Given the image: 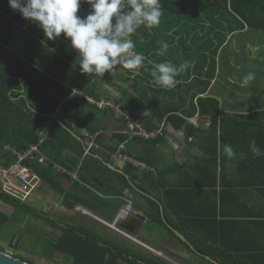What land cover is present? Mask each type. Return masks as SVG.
I'll return each mask as SVG.
<instances>
[{
	"label": "crops",
	"instance_id": "obj_1",
	"mask_svg": "<svg viewBox=\"0 0 264 264\" xmlns=\"http://www.w3.org/2000/svg\"><path fill=\"white\" fill-rule=\"evenodd\" d=\"M162 17L163 16H161L160 24L157 27L149 29L141 26L131 36V39L136 44L134 51L142 54L145 58L142 67L137 72L124 69L122 66L117 65L116 71L112 74L105 73L104 77H88L86 74H82L79 68H76L37 39L31 40V44L29 45L31 46L30 49L28 48L29 46H25L22 41L15 42L16 49L12 48L10 45H5V48L8 52H12L16 55L15 60L18 64H21V62L29 64L35 73L38 72L40 78L42 76H47L51 81L54 80L65 86L67 85L71 89L73 86L77 87L85 94L97 100H112L120 104L122 108L128 112L140 113L137 108L130 103V99L133 98L132 96L138 97L140 100L137 101V105L138 107L146 109L145 113H143L146 116L149 114V104L155 102L156 99H158L164 107H178L180 109L185 108L186 111H192V97L195 96V93H201L200 86L195 85L196 78L202 80L209 79V76L205 74L206 69L203 74L197 73L195 70V64L199 61V52H201V48L205 49L208 56L213 57L211 51L214 50L215 45L222 41L221 44L223 43L222 46L224 47L222 63H224L223 75L225 78L223 79L224 81H221V78L218 79V81H221L222 86L217 88L213 87L216 81L215 76L211 81L208 92H206L205 95H198L196 99L194 98L193 104L194 106L195 103L197 105V115L187 119L188 127L176 129L174 125L164 121L161 124L164 135L160 137V143L157 146L156 157L159 161L160 170L165 173L175 172L169 176L170 181L176 184L190 185V189L188 190L192 193L191 199L185 203L181 202L180 205L182 204L186 208L193 210L195 209V188L193 189L195 182V157L198 154L195 150V137L191 132L192 128L195 127H202V130L205 131L210 126V118L202 115L201 110L209 111L211 101H217L221 122L220 131L223 132L226 137H239L240 139L243 138L249 141L255 140L256 142L264 139V103L256 102L261 99L264 100V39H261V34H259V32L258 34H251L253 31L237 34L235 35L237 38H234L235 36L233 37L230 26L227 27V25L230 24L226 22L223 24L208 22L201 26L200 24H195L194 17L187 18V20H183L182 18L180 21L175 17V20L172 22H167V20H163ZM16 26L26 32L23 27L19 25ZM245 27L247 30V26ZM211 29L213 31H211ZM210 31L212 33L209 35ZM220 32H223V34ZM221 34L223 35L222 40L219 39ZM255 35L258 38L256 41ZM201 38L204 40L201 41ZM161 42H166L168 44V49L164 56L157 55V51L161 47ZM56 44L59 47L62 46L68 57L75 62L78 54L76 50L71 47L70 39H66L65 36L58 37ZM13 59L14 58L11 60ZM219 59L218 54L216 57L217 72L219 70ZM165 61H171L177 66L184 62L189 63V67L186 71L182 72L177 77L181 83L167 90L157 86L151 77L150 71L146 70L152 68L153 62L160 63ZM232 66H237L236 71L231 70ZM18 71L22 73L21 70L18 69ZM249 74L252 75V79L247 85L242 87L241 84L244 77ZM23 77L27 83L25 75H23ZM199 103H201L200 107ZM54 114L58 117L63 115L62 122L68 128L70 127L64 123L66 118L89 129L101 131L102 136L100 143L102 145V153H100V155L106 160V164L111 170L120 174L124 173V169L127 165L122 166L119 161L113 160L112 158V154L116 152L120 146L125 145V153L138 160L135 156L143 153L145 148L147 149V145L144 146L142 144L148 141L149 143H153V140H155L139 138L129 140L126 134L127 126L123 120L119 119L111 112L98 110L94 105L87 103L84 98L70 96L65 104L61 105ZM143 114L142 116L144 117ZM53 131L52 137L47 143L48 145L46 144L43 149L44 154L57 164H60L57 161L58 159L70 165L75 164L76 167L82 155H80L78 150L66 140H58L56 145L49 144L53 139ZM72 131L76 134L78 140L82 141L79 133L74 130ZM243 151L244 153L237 155L236 158L238 160H244L252 153L250 144L243 147ZM60 165L69 169L62 164ZM151 168L153 171L137 169L140 172H157L154 167ZM33 171L39 176L34 168ZM54 173L55 175L52 178L55 185L54 182L50 184L41 179L40 176L38 177L40 183L37 185L38 187L36 189L37 191L39 190V192L41 191L43 195L45 194L46 201L43 211L45 214H47V207L51 204L47 203V200H52V203H54L52 198L55 199L53 196H56L59 200H55V202H58L59 205L64 204L70 210L80 213V216L76 219V223L80 226L87 225L89 221H97L103 226H107L102 222L107 221L104 220L103 217H100L99 213H102V215L106 217L114 215L113 222H115L116 216L125 205V199L131 200V190L127 189L124 192L125 196H106L101 193L102 191L99 192L97 189L85 183L82 178V183H73L68 176L55 171ZM262 173H264V168L261 166L255 168L246 167L243 169L229 168L226 170L224 177L226 192L224 207L226 211V221L229 222L225 228L226 234L230 232L231 236L240 238L244 245L254 247L257 252H261V254L264 255V192H260L264 190V174ZM110 177L112 176L101 171L93 183L103 189L106 186V181L109 180ZM113 181L114 187L121 188L117 178H114ZM140 183H145L144 187L148 190L149 193L146 194H148L149 197L145 196L147 197L145 200L142 198L143 193H140L141 191L136 193L142 199L141 202H143L141 205H133L136 212L148 217L143 209L148 208L150 211V204L148 201L159 203V199L164 206L167 207L168 203L163 199L164 190L162 187L158 189L157 186L155 187L153 184L146 183L145 181H141ZM75 184L98 195L101 208L97 209L96 207L95 210L82 203L71 205L66 195ZM60 189L65 192V195L59 192ZM217 190L220 192L221 187L219 186ZM131 201L133 202V200ZM163 204H161L162 207ZM40 206L41 205H39V207L32 205V207L36 208L38 211L40 210ZM162 207L161 210L163 212ZM65 208L66 207H62V209ZM82 211H86L87 214H84ZM167 213L178 227L186 231L189 230L182 224L177 216L171 213L169 208ZM66 217L68 218L69 216ZM140 218H142L140 215H131L128 221L125 222L133 224L135 221H140ZM52 220L55 221L53 218ZM61 223L66 224L64 221ZM152 225L153 227H160V225ZM167 225L169 229L174 232L175 228L168 223ZM49 226L57 228L62 232L58 240L66 236L70 238L72 236L59 225L55 224V226ZM146 227L147 226L139 228L138 232L144 235ZM67 233L69 234L67 235ZM152 236L155 237L156 235ZM72 237H74V235ZM180 242L183 241L181 240ZM56 244L57 242L52 245ZM183 244L185 243L183 242ZM149 247L147 248L149 249ZM156 247L158 248L156 251L160 252V247ZM52 248L53 246H50L49 250L51 251ZM149 250L152 251L155 249L151 247ZM59 256H61V254ZM49 257L52 258L53 255L50 254ZM71 257L74 258L73 256Z\"/></svg>",
	"mask_w": 264,
	"mask_h": 264
},
{
	"label": "trees",
	"instance_id": "obj_2",
	"mask_svg": "<svg viewBox=\"0 0 264 264\" xmlns=\"http://www.w3.org/2000/svg\"><path fill=\"white\" fill-rule=\"evenodd\" d=\"M254 2L257 3L258 1L254 0ZM160 3L164 13L162 18L165 21L167 20V22L174 21L175 17L178 18V21L182 18L183 20H187V18L194 17L195 24H200L201 26L208 22L215 24L226 22L230 24L227 27L230 26L233 37L237 34L255 31L251 24L244 22L248 19L249 9L247 10L241 2H238V6L237 0H160ZM90 11V5L82 3L78 14L86 16ZM15 23L23 27L26 32L17 27ZM245 26H247V30ZM211 31L213 30L211 29ZM211 31L209 35L212 33ZM220 33L223 34V32ZM222 34L219 37L220 40L223 39ZM60 37H64V35L61 34ZM32 39L42 42L76 68H79L68 57L62 46H57V38L55 40H48L43 30L37 26V23L23 18L18 11L11 9L8 0H0V159L4 165L15 162V157L12 153L5 150L6 146H12L19 151H25L31 145L37 144L39 134L45 128L46 122L53 117L55 111L65 104L72 94V89L69 86H65L54 80L51 81L47 76L40 78L38 72L36 74L29 64L21 61V64H18L15 60L16 55L8 52L5 48V45H10L16 49L15 42L17 41H22L25 46H29ZM202 40L204 39L201 38ZM221 42L215 45L214 50L211 51L213 57H209L205 49L201 48V52H199V61L195 64V70L197 73L203 74L206 69L205 74L209 76V79L202 80L196 78L195 85L200 86L201 93H195V96L192 97V111H186L185 108L164 107L156 99L155 102L149 104V114L145 116L143 113H145L146 109L137 105V101L140 99L132 96L133 98L130 99V103L137 108L140 112L139 114L142 113L144 115V125L148 130L154 131L159 129L164 121L171 123L176 129L188 127L187 119L197 115V105L196 103L195 106L193 104L194 98L196 99L198 95H205L208 92L211 81L215 76L216 81L213 87L222 86L221 81H224V63H222L224 47ZM28 48L30 49L31 46ZM218 54L220 62L217 72L216 57ZM12 58L14 59L11 60ZM236 69L237 66H232L231 68L232 71H236ZM23 75H25L27 83ZM220 78L221 81H218ZM37 101L40 103H37ZM201 113L210 118V126L205 131L202 130V127H195L192 128L191 132L195 137V150L198 154L195 157V182L193 186V189L195 188V209L190 210L184 205H180L181 202L185 203L191 199L192 193L188 190L190 189V185L176 184L169 180V176L175 172L165 173L160 170L156 154L161 136L153 140V143H149L148 141L142 144L144 146L147 145V149L145 148L143 153L135 156L150 168L154 167L157 172H140L136 167L127 165L124 173L120 174L107 166L106 160L100 155L102 152H93L85 159L81 178L85 183L99 192L102 191L103 195L111 197L125 196L124 192L127 189L134 193H139L140 191L142 193H149L144 187L145 183L141 184V181L153 184L158 189L162 187L164 190L163 199L168 203L167 207L159 199V203L147 200L150 204V211L148 208L143 209L149 215L152 224L165 227L173 237L181 241L169 229L167 223L170 224L192 244L196 251L219 264H264V255L261 252H257L254 247L244 245L240 238L231 236L230 232L226 234L225 228L229 222L226 221L224 207L226 193L224 177L226 170L229 168L243 169L260 166L264 168V155L257 156L252 152L244 160L236 158L240 153H244L243 147H246L251 141L243 138L240 139L239 137H226L220 131L221 122L217 101H211L210 110H201ZM62 119L63 115L60 117L54 116L53 139L49 144L56 145L58 140H66L78 150L80 155H83V142L79 141L76 134L63 124ZM90 130L95 131L94 129ZM226 144H230L234 149L235 155L232 158H228L223 153V146ZM256 145L264 152V139L257 141ZM57 161L71 170L75 167V164L70 165L58 159ZM33 168L41 179L50 184L54 182L52 177L55 173L52 168H43L38 163H34ZM101 171L112 176L106 181V186L103 189L93 183ZM114 178L118 179L121 188L114 187ZM219 186L221 187L220 192L217 190ZM59 192L65 195L63 190L60 189ZM260 192L263 193L264 190ZM66 198L71 205L82 203L95 210L96 207L97 209L101 208L98 195L78 184L72 186ZM142 198L147 199L145 196H142ZM0 201L14 205L17 209H22L25 214L39 217L49 225L55 226L56 224L47 214L38 211L25 202L23 203L18 198L4 194L1 189ZM161 204H163V207ZM161 207L163 208V212ZM168 208L189 230L186 231L178 227L168 215ZM13 219H16L15 213L11 217L0 213V221L3 224H7ZM52 246L61 253L73 256L75 264H86L78 237L71 236L70 238L66 236L61 238L56 245ZM0 251L5 252V248L1 244ZM16 258L33 264L22 256Z\"/></svg>",
	"mask_w": 264,
	"mask_h": 264
},
{
	"label": "clouds",
	"instance_id": "obj_3",
	"mask_svg": "<svg viewBox=\"0 0 264 264\" xmlns=\"http://www.w3.org/2000/svg\"><path fill=\"white\" fill-rule=\"evenodd\" d=\"M8 3L23 18L37 23L48 40L61 34L70 39L78 54L75 64L88 77L112 74L117 65L137 72L145 58L134 51L136 44L131 36L141 26L157 27L163 15L160 0H8ZM82 3L91 8L86 16L78 14ZM167 49L168 44L161 42L157 55L164 56ZM188 67V62L177 66L165 61L153 62L152 68L146 70L157 86L167 90L181 83L177 77ZM251 79V74L246 75L241 86ZM250 150L257 156L264 155L255 140L251 141ZM223 153L228 158L235 155L230 144L223 146Z\"/></svg>",
	"mask_w": 264,
	"mask_h": 264
},
{
	"label": "built area",
	"instance_id": "obj_4",
	"mask_svg": "<svg viewBox=\"0 0 264 264\" xmlns=\"http://www.w3.org/2000/svg\"><path fill=\"white\" fill-rule=\"evenodd\" d=\"M71 97L84 98L87 103L94 105L98 110L111 112L119 119L123 120L127 126L126 134L129 140L136 138L151 140L163 135V127L154 131L148 130L144 125V117L142 114L128 112L123 109L120 104L112 100H97L74 86L72 87ZM55 115L56 114H54L53 117L46 122L45 129L40 133L37 144L31 145L25 151H19L15 147L6 146L5 150L11 152L15 157V162L8 165L2 164L0 159V189L7 195L18 198L22 202H25L22 197L30 196V188L33 187L34 189V186H37V182H39V178H37L38 176L34 173L32 168L34 163H38L42 167L52 168L55 172L68 176L73 183H82L80 175L84 167V160L93 152H102V145L100 143V138L102 136L101 131H91L89 128L81 126L69 118H66L64 123L72 130L79 133L81 136L84 145L83 155L73 170H69L60 164H57L51 158L47 157L44 154L43 149L52 137L53 120ZM125 148V145L120 146L119 149L112 154L113 160L119 161L122 166L132 165L141 170L153 171V169L147 166L145 163L136 160L125 153ZM133 205L134 204L130 199H125V205L116 216L115 222H102L115 231L127 235L121 231L117 225L120 222L128 221L131 215L140 214L134 210ZM82 212L87 214L86 211ZM140 216L143 217L144 215L140 214ZM149 249H151V247H149ZM156 253L161 255L160 252L156 251Z\"/></svg>",
	"mask_w": 264,
	"mask_h": 264
},
{
	"label": "rangeland",
	"instance_id": "obj_5",
	"mask_svg": "<svg viewBox=\"0 0 264 264\" xmlns=\"http://www.w3.org/2000/svg\"><path fill=\"white\" fill-rule=\"evenodd\" d=\"M257 1L258 2L256 3L254 0H237V3L241 2V4L247 10L249 9L248 19L244 22L246 24H251L253 26V30L256 31L252 32L251 34H258L259 32V34H261V39H264V0ZM237 5L239 6V3ZM234 38L237 37L235 36ZM256 40H258V38L255 35V41ZM256 102L264 103V100L261 99ZM37 103L40 102L37 101ZM39 183L40 182H37V185H39ZM34 187V189L33 187L30 188V196H24L22 198L25 200V203L30 206L35 205L39 207V205H41L39 211L43 212L46 201L45 194L43 195L41 191H37L36 188L38 186ZM53 197H55V199L52 198L54 203H52V200H47V203H51L46 209L47 215H49L54 220L61 222L64 221L69 226L81 231L82 227L76 223V219L78 216H80V213L70 210L64 204L59 205L58 202H55V200H59L58 197ZM130 198L133 200L134 206L135 204L141 205L143 203L141 202L142 199L134 192H132ZM62 207L66 208L62 209ZM0 213H4L9 217L15 213L16 217V219L9 221L7 224H3L0 221V244L5 248V254L14 258L23 256L33 264H73V260L70 255L63 252L61 253L59 250H55V247H53L51 251L49 250L52 244H55L59 241L58 237L62 234L60 230L49 226L43 219L31 214H25L22 209H17L14 205H9L2 201H0ZM66 216L69 217L67 218ZM99 216L103 217L107 222L112 223L114 221V215L106 217L105 215H102V213H99ZM89 225H93V223L90 221L87 222V226ZM100 230L102 231L101 226ZM15 233H18V236H22L17 250L9 247L12 236ZM152 235L156 236L153 237ZM142 236L144 237L143 239L150 245L159 246V249H161L166 256L172 257V255H170L168 252L178 249L184 252L185 257H189L190 259L195 257V264H211L203 260L196 253L194 256V254L189 251L183 243H181L177 238L173 237L163 226L153 227V225L150 224L145 228L144 235ZM165 244L170 247L169 250L164 249ZM58 253H60L61 256H59L60 254ZM50 254L53 255L52 258L49 257Z\"/></svg>",
	"mask_w": 264,
	"mask_h": 264
},
{
	"label": "flooded vegetation",
	"instance_id": "obj_6",
	"mask_svg": "<svg viewBox=\"0 0 264 264\" xmlns=\"http://www.w3.org/2000/svg\"><path fill=\"white\" fill-rule=\"evenodd\" d=\"M143 196L149 197L144 192ZM139 220L133 222V224L130 223L131 225L129 222L118 223V228L127 235L120 234L97 221H91L94 227L93 225L81 226V231H77L72 226L58 222L57 220L54 222L72 236L74 235L79 238L83 249L82 255L86 264H195V257L192 259L185 257L184 252L178 249L168 252L172 257L166 256L161 249V255H157L156 250L158 248L147 243L143 239V234L138 232L139 228L151 224L149 215L148 217L143 216ZM100 226L102 227V231L100 230ZM147 246H151L155 251L149 250ZM185 247L194 256L196 253L203 260L209 262L206 259L207 256L200 254L193 246L191 248L186 244ZM169 248L165 244L164 249L169 250ZM72 260L74 264L75 259L72 258Z\"/></svg>",
	"mask_w": 264,
	"mask_h": 264
},
{
	"label": "water",
	"instance_id": "obj_7",
	"mask_svg": "<svg viewBox=\"0 0 264 264\" xmlns=\"http://www.w3.org/2000/svg\"><path fill=\"white\" fill-rule=\"evenodd\" d=\"M111 168L115 169L114 167L110 166ZM119 171V170H117ZM121 172V171H119ZM4 194H6L4 191H2ZM7 195V194H6ZM140 215V214H139ZM174 233L178 236V238H180L185 244H187L189 247L193 248L190 243L185 239V237L183 235H181L179 232L175 231L174 230ZM21 239H22V236L19 235L18 236V233H15L13 236H12V239L10 241V248L12 249H15L17 250L18 249V246L21 242ZM208 261H210L212 264H219L215 261H213L212 259H210L209 257L206 258ZM0 264H30V263H27L25 261H22L18 258H14V257H11L7 254H5L4 252H1L0 251Z\"/></svg>",
	"mask_w": 264,
	"mask_h": 264
}]
</instances>
